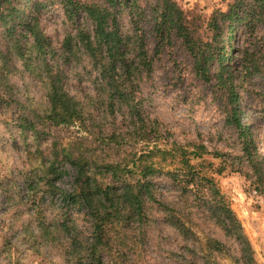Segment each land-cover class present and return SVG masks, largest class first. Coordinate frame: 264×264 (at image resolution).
Segmentation results:
<instances>
[{"label":"rangeland","instance_id":"374dc122","mask_svg":"<svg viewBox=\"0 0 264 264\" xmlns=\"http://www.w3.org/2000/svg\"><path fill=\"white\" fill-rule=\"evenodd\" d=\"M38 1L43 5L42 31L50 39L54 50L45 59L53 70L62 72L65 90L82 103L94 120L92 124L85 126L87 130L78 125L50 128L49 134L39 142L46 155L53 142L58 146H65L76 139H95L100 137V131L101 137H104L105 129L112 124L109 126L111 119L107 115L108 111L105 113L106 106L102 101L104 96L93 86L95 71L82 51L74 48L76 30L63 14L62 0ZM80 1L97 3L102 0ZM130 1L136 2L133 15L127 6L121 7L119 26L128 40L141 41L151 61L150 71L143 73L140 81L139 97L144 115L162 123L164 140H159L157 147L170 153H157L153 143L131 141L125 146L128 151L137 153L136 157L153 150L155 156L151 158L152 162L164 171L175 172L178 181L182 183L188 178L178 164L180 152L177 149L189 153L204 147L208 154L191 163H204L199 175L213 179L225 203L240 223L242 233L251 246L255 263L264 264V195L260 193L253 177L246 178L231 172V166L237 163L236 159L241 155L238 130L228 122V113L233 106L216 89L213 77L205 80L201 76L194 57L174 32H171L169 38L159 37L156 25L161 11L160 3L157 0ZM172 1L183 11L187 20L205 26L212 15L218 11L226 12L227 5L232 0ZM77 20L90 29V23L82 14L77 16ZM233 29L230 39L224 45L223 55L230 56L227 65L237 75L235 85L241 87L236 88L241 105L239 122L248 125L249 138L257 147L259 155H262L261 168L264 173V14H251L246 22ZM224 33L226 35V30ZM66 37L72 38L70 43L73 54L69 57L70 60L63 55ZM3 44L10 53L11 75L7 81L0 79V264H79L82 262V250L90 237L88 221L82 213L61 203L57 194L51 197L44 186L38 194L43 203L46 221L56 225L59 232L53 233L49 238L41 236L33 219V211L26 203L23 183L24 177L38 166L35 144L24 146L22 138L12 125L8 127L9 120L20 109L16 100L26 107L31 105L38 112L47 105L46 85L41 77L43 75L36 76L38 71L31 73L33 68L39 67L41 60L37 59L33 50L30 51L32 69L27 70L14 55L12 46L0 35V48ZM136 47L132 48V56L136 54ZM1 51H5V48ZM217 57L218 55L209 63V74H213L218 68ZM249 57L252 66L248 68L244 59ZM7 128H11L16 143L11 139ZM99 128L102 130H98ZM108 147H112V144ZM108 147L102 146L105 149L103 151L110 152ZM214 153L220 154L221 158H215ZM222 167L225 170L218 173ZM73 175V170L66 167V174L55 185L63 190L69 189ZM195 183L202 187L180 195L177 191L178 182L170 184L161 178L157 186L158 192L166 194L165 197H178L184 201L185 213L192 215L194 219L195 233L202 241L205 236L218 239L225 246L223 254L205 252L193 257L187 252L186 247L190 245L163 225L160 222L161 213L155 212L153 215L158 221L149 222L143 233L132 230L125 234L118 233L116 237H124L123 243L110 255V259H104L105 264H203L201 257L207 264H242L236 243L226 238L202 215V195L206 189L200 180L195 179Z\"/></svg>","mask_w":264,"mask_h":264},{"label":"trees","instance_id":"16d2710c","mask_svg":"<svg viewBox=\"0 0 264 264\" xmlns=\"http://www.w3.org/2000/svg\"><path fill=\"white\" fill-rule=\"evenodd\" d=\"M157 1L161 6L156 25L159 37L169 38L171 32H174L194 57L201 70V76L205 80L213 77L216 89L222 93L229 105L233 106L228 113V122L238 130L241 155L237 157V163L231 166V172L246 178L253 177L260 193L264 195L262 155H259L257 147L249 138L247 123L239 122L241 105L236 88L241 87L235 85L237 75L232 72L230 65H227L230 56L223 55L224 45L230 39L234 26L246 22L251 14H264V0H252L249 3L245 0H232L227 5L226 12L215 13L205 26L187 20L183 11L172 0ZM62 4L63 14L76 30L73 38L74 48L82 51L95 71L93 86L104 96L102 101L106 106L105 113L108 111L107 115L111 119L109 126L112 125L105 129L104 137H101L100 131V137L95 139H76L65 146H58L53 142L44 155L39 142L49 134L50 128L78 125L87 130L85 126L92 124L94 120L82 103L67 93L62 72L53 70L45 59L48 53L54 50L50 39L42 31V3L38 0H0V35L12 46L14 55L19 58L25 69H32L29 57L31 53L34 52L38 56L37 59L41 60L39 67L33 68L31 73L38 71L36 76L43 75L41 77L46 85L47 105L44 110L38 112L31 105L26 107L16 100L15 103L20 109L16 116L9 120V126L6 125H12L22 138L24 146L35 144L38 166L24 177L23 183L26 203L33 211V219L41 236L49 238L53 233L59 232L56 225L46 221L43 203L38 194L40 188L45 186L51 197L57 194L61 203L82 213L89 223L90 237L82 250V262L79 264H105L104 259H110V255L123 243L124 237L117 238L118 233L125 234L131 230L143 233L149 222L158 221L153 215L155 212L161 213L160 222L163 225L174 231L181 241L190 245L186 248L193 257L205 252L223 254L225 246L218 239L205 236L202 241L195 233L194 219L192 215L185 213L184 201L178 197L169 199L164 196L166 194L158 192L157 183L161 178L170 184L178 182L179 195L197 191L198 187H202L195 183L196 179L200 180L206 189L202 195V215L226 238L236 243L242 264H256L240 223L225 203L213 179L199 175L204 163H191L208 154L204 147L189 153L177 149L180 152L178 164L188 178L182 183L178 181L175 172L164 171L152 162L151 158L155 156L153 150L136 157L137 153L128 151L125 146L131 141L153 143L157 153H170L157 147L159 140H164L162 123L144 115L142 100L139 97V84L143 73L150 71L151 61L141 41L128 40L119 26L118 15L121 7L127 6L133 15L136 2L102 0L94 3L62 0ZM79 14L90 23V29L77 20ZM70 40L72 38L66 37L63 43V55L67 60H70L69 57L73 54ZM134 47L136 54L132 56ZM2 48H5V51H1ZM2 48L0 79L7 81L11 75V57L5 44ZM216 55L218 68L213 74H209V63ZM244 63L248 64V68L251 67V57L245 58ZM7 129L16 143L11 128ZM88 133L92 135L90 131ZM109 144H112V147H108ZM102 146L108 147L110 152L103 151L105 149ZM213 155L215 158H221L218 153ZM66 167L71 168L74 175L70 188L63 190L58 188L55 182L66 174ZM223 170L225 167L217 172L221 173ZM71 257L74 258V255ZM201 260L203 264H207L203 257Z\"/></svg>","mask_w":264,"mask_h":264}]
</instances>
